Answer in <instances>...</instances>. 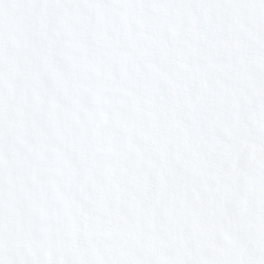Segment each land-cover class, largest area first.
<instances>
[{"label":"snow or ice","instance_id":"1","mask_svg":"<svg viewBox=\"0 0 264 264\" xmlns=\"http://www.w3.org/2000/svg\"><path fill=\"white\" fill-rule=\"evenodd\" d=\"M0 264H264V0H0Z\"/></svg>","mask_w":264,"mask_h":264}]
</instances>
